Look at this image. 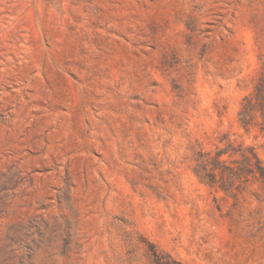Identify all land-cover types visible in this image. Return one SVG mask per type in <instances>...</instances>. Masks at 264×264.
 I'll return each instance as SVG.
<instances>
[{
	"label": "rangeland",
	"instance_id": "rangeland-1",
	"mask_svg": "<svg viewBox=\"0 0 264 264\" xmlns=\"http://www.w3.org/2000/svg\"><path fill=\"white\" fill-rule=\"evenodd\" d=\"M263 67L264 0H0V264H264Z\"/></svg>",
	"mask_w": 264,
	"mask_h": 264
},
{
	"label": "trees",
	"instance_id": "trees-1",
	"mask_svg": "<svg viewBox=\"0 0 264 264\" xmlns=\"http://www.w3.org/2000/svg\"><path fill=\"white\" fill-rule=\"evenodd\" d=\"M238 115L243 127L258 125L264 130V67L253 92L243 99ZM224 153L220 152L212 157L211 153L200 152L195 160L197 162L194 169L195 175L202 183L211 188H215L218 175H221L223 179H231L234 176L233 168L221 159ZM242 156L248 162L245 168L247 175L253 178L258 175L264 182V165L255 150L249 148L242 153Z\"/></svg>",
	"mask_w": 264,
	"mask_h": 264
}]
</instances>
